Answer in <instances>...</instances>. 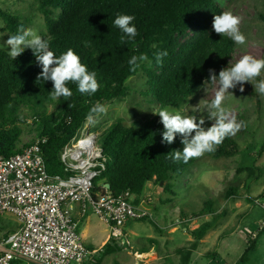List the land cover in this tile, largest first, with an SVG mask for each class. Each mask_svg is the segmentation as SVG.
Returning a JSON list of instances; mask_svg holds the SVG:
<instances>
[{"label":"trees","instance_id":"trees-1","mask_svg":"<svg viewBox=\"0 0 264 264\" xmlns=\"http://www.w3.org/2000/svg\"><path fill=\"white\" fill-rule=\"evenodd\" d=\"M36 1L46 29L40 37L49 41L50 50L57 57L67 49H73L89 72L96 73L100 85L96 93L88 95L79 93L77 84L69 82L67 86L73 95L52 100L53 84L51 81H37L42 67L30 48L15 60L7 51L0 49V155L9 157L20 153L30 143L39 140L40 154L51 176L64 175L60 153L85 126L90 109L97 103L103 105L127 96L130 77L143 72L149 93L160 107H180L209 78V69L219 74L221 69L235 63L237 44L228 36L217 34L212 27L214 16L225 11L217 0ZM119 14L134 16L132 23L137 29L136 37L131 40L125 37L123 43L121 36L124 34L114 25ZM260 16L264 20V15ZM0 19L5 24L4 30L13 34H17L21 25L25 29L28 27V20L24 21L1 7ZM164 52L167 55L158 63L157 54ZM142 54L147 56V60L138 62L139 67L131 71L128 61L132 56ZM262 79L264 76L260 75L255 81L258 83ZM249 94L260 103L252 88ZM234 116L245 126L235 136L225 138L209 155L229 158L241 153L236 138L247 132L249 115L242 112ZM29 117L31 125L28 124ZM212 123L208 121L207 127ZM163 130L158 115L131 126L117 120L106 128L98 138L106 158V169L93 182V198L105 191L112 195L129 191L132 203L140 206L141 196L149 182L160 184L165 192L175 195L170 181L175 176H182L196 158L187 163L172 159L171 151L183 149L181 137L177 135L172 144L163 143ZM24 137L30 140L22 145ZM263 151L264 146L258 153ZM246 169L250 174L254 170L264 173L258 167ZM104 184H109V188H104ZM237 191L238 188L230 186L226 196L236 195ZM170 201L169 198L165 200ZM212 205L207 200L203 209L192 215L211 214L209 221L191 232L194 238L192 248L225 217L224 211L217 212ZM149 222L156 225L152 220ZM255 238L253 233L247 236L250 246L240 257L241 261L255 245ZM112 243L106 244V250ZM186 251L187 254L192 252L190 249ZM206 256L219 258L216 252H208Z\"/></svg>","mask_w":264,"mask_h":264},{"label":"rangeland","instance_id":"rangeland-1","mask_svg":"<svg viewBox=\"0 0 264 264\" xmlns=\"http://www.w3.org/2000/svg\"><path fill=\"white\" fill-rule=\"evenodd\" d=\"M217 1L225 11H231L242 18L239 27L246 36V43L237 44L233 61L236 62L246 54L258 59L262 58L264 55V20L260 15H264V0ZM0 7L24 21L28 20L27 29H32L37 35L46 33L44 17L38 10L36 0H0ZM4 27L5 24L0 19V49L9 53L10 49L6 41L10 35L16 34L4 30ZM215 74L219 75L216 72ZM261 76H264V71ZM146 81L147 78L143 72L130 77L127 81L128 95L105 102L103 105L106 107V112L94 116L92 121L88 120L85 129L99 138L100 134L117 120H121L126 126L141 124L152 117L153 112L161 108L179 111L182 115H196L198 118L203 116L204 127L207 128V122L210 121L207 118V111L195 113L191 107L196 106L201 100L211 101L219 86L218 80L216 83H204L196 94L185 99L180 107H160L149 93ZM251 83L256 84L257 82L255 80L245 82L243 92L239 90V85L235 89H230L233 95L227 94L224 101L225 108L232 115L242 112L249 115L247 132L236 138L242 150L241 153L229 158H215L205 153L197 157L194 164L188 167L182 176H175L170 181L173 184V192L176 194L175 198L179 202V207L174 210L179 212L180 208V211L190 215L184 217L180 214V218H190L186 225L190 223L191 229L207 221L203 215L192 216L193 213H198L203 209L205 201L210 200L213 203L212 208L217 212H225V217L210 232L207 241L199 245L201 252H216L220 258H201V264H206L208 261H211L208 264H264V228L258 230V226L264 219V173L261 174L254 170V173L250 174L246 169L258 167L264 171V151L258 153L264 146V96L260 95ZM251 88L258 94L259 104L249 94ZM28 124H32L30 117ZM29 140V137H24L22 145ZM230 186L238 188V191L236 195L227 197L226 191ZM158 193L163 196V190L160 187L155 192V194ZM171 207L174 208L173 205ZM3 223L7 224L9 229L17 228V224L11 219H4ZM103 223L98 224L102 229ZM244 229L248 234L252 233L250 229L254 230V236L259 233V237L245 256V260L241 261L240 257L250 246ZM188 231L191 232L190 229Z\"/></svg>","mask_w":264,"mask_h":264},{"label":"built area","instance_id":"built-area-1","mask_svg":"<svg viewBox=\"0 0 264 264\" xmlns=\"http://www.w3.org/2000/svg\"><path fill=\"white\" fill-rule=\"evenodd\" d=\"M78 135L60 153L63 176L48 174L39 140L20 153L0 155V228L8 216L17 224L0 230V264L84 263L90 251L80 235L75 206L81 216L93 213L107 222L120 239L128 222L150 216L145 206L132 203L129 191H105L93 198V182L105 171L106 158L98 137L85 126Z\"/></svg>","mask_w":264,"mask_h":264},{"label":"clouds","instance_id":"clouds-1","mask_svg":"<svg viewBox=\"0 0 264 264\" xmlns=\"http://www.w3.org/2000/svg\"><path fill=\"white\" fill-rule=\"evenodd\" d=\"M135 19L132 15L119 14L114 20V25L124 34L121 42H125V37L129 40L137 35V29L132 23ZM242 18L234 15L231 11H224L215 15L213 19V30L220 36L226 35L236 44L246 43V36L240 31L239 25ZM6 45L10 49L8 55L15 60L26 48H30L36 58L37 63L42 67V71L37 76V81H51L53 89L50 98L57 100L60 97L69 98L73 95L67 86L69 82L77 84V90L81 94H94L99 90V83L95 72H89L87 66L81 62L80 56L71 48L60 56H56L50 50L49 41L37 35L32 29H25L23 25L19 27L16 35H10ZM166 52L157 54V62H161ZM147 60L146 55L132 56L128 61L130 70L135 71L139 67L138 62ZM264 71V58H255L252 55H243L231 67L223 68L219 75L214 69H209V78L204 81L216 83L219 86L215 91L214 98L210 102L200 101L196 106L191 107L195 113L207 111L208 119L213 121L210 127L205 128L203 116L182 115L179 111H172L168 108H161L153 112L160 117L163 125L162 142L172 144L176 136L181 137L183 149L173 150L169 153L175 161L187 163L192 158L201 157L206 152H214L225 138L235 136L242 127L243 121H237L236 117L225 108L224 101L227 94L233 95L229 90L235 89L244 91V83L252 82ZM252 84V83H251ZM255 90L264 96V79L256 84H252ZM106 112V107L97 103L89 112L88 120L92 121L93 114Z\"/></svg>","mask_w":264,"mask_h":264},{"label":"crops","instance_id":"crops-1","mask_svg":"<svg viewBox=\"0 0 264 264\" xmlns=\"http://www.w3.org/2000/svg\"><path fill=\"white\" fill-rule=\"evenodd\" d=\"M158 187L163 190L162 185L155 182L146 184L140 205L148 209L149 219L128 222L124 227V237L122 239L115 237L111 239L113 237L112 230L107 222L93 213L81 216L79 207L75 206L73 213L80 220L79 232L90 251L89 259L81 264H201V258H211L204 255L210 251L201 252L199 249V245L207 241L211 231L198 242L195 248H192L191 244L194 238L191 232L194 229L190 228V223L186 225L190 218H180V214L184 217L189 214L180 211V208L179 212H175L174 209L179 207V202L175 198L176 194L173 195L164 190L163 196L160 193L155 194ZM147 198L151 199L148 203L145 201ZM168 198L171 201L165 202ZM203 216L206 217L207 221L211 219L210 213ZM5 219L14 221L9 216ZM150 220L154 221L156 225L150 223ZM99 222H104L103 229L98 226ZM3 229H9L7 224H3ZM189 229L191 232L188 231ZM258 230H261L259 226ZM249 231L255 232L251 229ZM244 232H246L245 229ZM247 235L249 234L247 233ZM253 235L255 234L253 233ZM258 237L259 233L256 235L255 240ZM109 242H113L112 246L109 250H106L105 246ZM186 249H190L192 252L187 254ZM210 262L208 261L206 264Z\"/></svg>","mask_w":264,"mask_h":264},{"label":"water","instance_id":"water-1","mask_svg":"<svg viewBox=\"0 0 264 264\" xmlns=\"http://www.w3.org/2000/svg\"><path fill=\"white\" fill-rule=\"evenodd\" d=\"M107 188H109V184H104Z\"/></svg>","mask_w":264,"mask_h":264}]
</instances>
